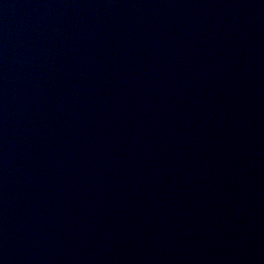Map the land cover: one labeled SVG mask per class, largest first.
<instances>
[{"label":"water","instance_id":"95a60500","mask_svg":"<svg viewBox=\"0 0 264 264\" xmlns=\"http://www.w3.org/2000/svg\"><path fill=\"white\" fill-rule=\"evenodd\" d=\"M0 264H264V0H0Z\"/></svg>","mask_w":264,"mask_h":264}]
</instances>
